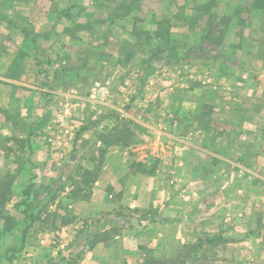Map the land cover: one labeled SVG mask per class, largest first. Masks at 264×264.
<instances>
[{"label":"rangeland","instance_id":"rangeland-1","mask_svg":"<svg viewBox=\"0 0 264 264\" xmlns=\"http://www.w3.org/2000/svg\"><path fill=\"white\" fill-rule=\"evenodd\" d=\"M0 264H264V0H0Z\"/></svg>","mask_w":264,"mask_h":264},{"label":"crops","instance_id":"crops-1","mask_svg":"<svg viewBox=\"0 0 264 264\" xmlns=\"http://www.w3.org/2000/svg\"><path fill=\"white\" fill-rule=\"evenodd\" d=\"M254 155H256V154H254Z\"/></svg>","mask_w":264,"mask_h":264}]
</instances>
